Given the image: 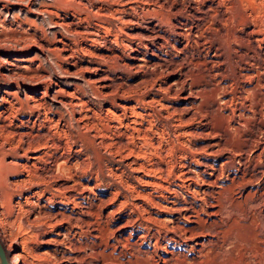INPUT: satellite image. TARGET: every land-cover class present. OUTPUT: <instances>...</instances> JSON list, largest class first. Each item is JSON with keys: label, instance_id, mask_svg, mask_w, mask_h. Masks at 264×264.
<instances>
[{"label": "bare ground", "instance_id": "1", "mask_svg": "<svg viewBox=\"0 0 264 264\" xmlns=\"http://www.w3.org/2000/svg\"><path fill=\"white\" fill-rule=\"evenodd\" d=\"M100 1L111 4L109 13L95 0H70L71 16L59 24L74 36L63 34L60 47L52 48L72 59V71L59 67L61 79L27 71L28 66L10 59L0 72L3 80L44 83L41 95L25 93L24 99H16L11 88L1 93L2 136L16 142L11 150L21 149L26 161H7L9 150L1 146L0 179L20 165L25 180L39 185L37 202L30 201L38 213L26 219L29 226L42 215L50 219L47 206L59 204L45 222L54 230L41 240L46 247L25 246L23 233L20 250L11 253L8 264H264V216L255 204L240 202L239 189L258 180L248 195L264 190V137L256 135H264L263 13L256 7L246 10L236 0ZM113 17L132 30L107 26L105 18ZM77 37L85 45L74 44ZM125 51L131 63L122 59ZM76 53L88 55V61ZM117 70L136 77L117 81ZM80 71L93 74L84 81L96 99L109 105L96 108L67 78ZM47 99L66 107L68 118L77 122L76 138L66 131L69 122L63 123L60 109L51 115ZM25 106L28 118L12 121ZM88 130L92 138L84 133ZM94 138L123 151L129 165L142 172L132 176L138 185L126 181L125 192L110 191L111 199L123 197L113 211L129 210L118 227L120 236L103 247L96 231L84 243L77 234L86 229L80 223L90 226L92 207L108 200L94 204L96 182L82 183L71 172L85 163L81 151L94 149ZM47 232L33 234L38 238ZM133 234L137 239L130 242Z\"/></svg>", "mask_w": 264, "mask_h": 264}, {"label": "rangeland", "instance_id": "2", "mask_svg": "<svg viewBox=\"0 0 264 264\" xmlns=\"http://www.w3.org/2000/svg\"><path fill=\"white\" fill-rule=\"evenodd\" d=\"M95 1H96V3H94L95 5L98 3L102 4L101 6L103 10L109 13L110 8L112 7L111 4H108L107 1H100V0H95ZM262 2H264V0H239L237 3L236 0V5L240 7L244 6L243 8H247L246 10H253V9L255 10L256 7V11L259 10L261 13H263L262 16L264 17V7H262L264 6V3ZM69 3L70 5H67ZM72 5H74V3L73 2L71 3L70 0H0V72L5 71L6 62L9 59L15 61L18 65H26V67L28 66L27 71L32 72L34 71V69H37L38 73H50L51 78H53L54 80L61 79L60 75H62V73L59 70L60 66H62L67 70L72 71L73 65L70 63L72 59L63 58L64 52H61L60 50L52 49L55 47H60L61 44L59 38H63V34L68 35L67 32L68 30L65 29L63 26H61L59 23L63 17L68 19L71 16L70 10L71 8L75 7ZM89 7L90 9L93 10L95 8L94 5H91ZM66 8H68L69 11L68 10L66 11ZM86 11L89 13V10ZM105 19H106V24L108 22L107 26L110 25L109 27L111 28L116 27L115 25L117 24L121 26L124 31L132 30L130 25L121 24L114 17L109 19L105 18ZM68 36L73 37L74 35L70 34ZM81 39H82L81 37H77L76 42L74 44L78 42L77 43L78 45H85L84 40ZM67 41L71 42V39L67 38ZM41 45H43L44 47L41 48L40 47ZM97 50L98 48L94 49L93 51H97ZM97 52H102V51L98 50ZM76 55L79 59H81L83 63H86L88 61L89 58L88 55H82V53H76ZM121 55L124 61H127L129 63L132 62V60L127 54V51L121 53ZM164 56L169 57L168 55H164ZM120 72H121L120 70H117L115 72L116 79H118L117 81L126 80V82L127 81L132 82L134 81L133 79L136 77V75L133 74L129 75V72H127L126 74H124V72L121 73ZM77 75H73L67 78H69V80L73 82L78 83V85L82 87V89L85 92V94H83V96H85L84 97L85 99L88 98L89 100L96 102L95 104L93 102L92 103L98 109L101 106L104 107L110 104V102L107 99L102 102L96 99L92 93L91 86L87 85V83L84 81L85 79L90 78L89 76H93L91 72L82 71L78 76ZM43 87H44V83L38 82L32 84L30 81L28 82L27 80H23L22 78H18L17 80H13V79L3 80L0 78V96L5 89L11 88L12 90H14V95H15L14 97L16 99L18 98L24 99L25 93H30L33 95H41V91L43 90ZM47 102L53 108L51 115L55 114V108L60 109V111L64 114L63 123L68 124L69 122V124H72V126H70L69 124L65 125V128L67 127L66 131H68V133L71 135L73 139L76 138L78 131L77 128L78 126L76 125L77 122L74 121L73 118H68V112L66 110V107L62 106L59 103L53 102V100L51 99H47ZM29 113L30 112L28 108L25 106L23 110L21 109L15 112V116L12 117V121L19 123L21 119L26 120L29 116ZM31 116L33 117L34 114H31ZM9 127L10 126H8V129H11ZM88 132L84 131V133L89 137L90 131L88 130ZM2 135H5V133L0 130V147L4 146L1 148L5 149L6 151L9 150L8 153L5 155V159L7 161L9 160L11 161L16 160L18 162L26 161V158H24V156H21L18 153L21 151V149L16 147V149L14 148L15 150H11L12 144L14 145L16 142L13 143L14 141L13 140L11 141V139L9 141L8 140L5 141V136ZM256 135L259 136V138L264 137L263 133L261 134L260 132L257 133ZM96 140L97 139L94 138V140L91 142V144L95 146L94 149H91L89 147L90 150L88 149V151L85 150L81 151V156L84 157L83 158L85 160L84 164L86 166L84 164H81L80 167L72 166L71 169L73 171L71 170V172L74 173V174L72 173L74 177L77 178L79 176L78 178L80 181H82V183H85L89 178L91 181L90 184H94L96 182L97 185L92 187L94 194L91 193L94 204L98 203L100 198L108 200L103 205H100V207L97 206L98 208L96 207V205L92 207V209L94 208L93 210L91 209L93 213L92 216H87L92 221L90 222V226L89 223H85V225H81L82 223H80L78 227L82 229L86 228L87 231L86 229H83L81 233L77 234L78 241L84 243L86 241L90 242V240L94 238L93 237L95 235L94 233L97 232L99 237L100 236L101 237L99 239L98 238L96 239L99 243L102 244L103 247L106 241L107 243H112L115 241L114 237L116 235L120 236V233H122V231L118 227L120 223L124 221L125 214L129 210L128 208H122L121 210H119V212L116 210L113 211L115 208L114 205H116L120 200V198L122 199L123 197L117 196V198L111 199L109 198L112 196L110 194V191H114L115 189L119 188L121 191L125 192L126 181L127 183L133 182L134 180H132V176L140 175L142 174V172L133 169L132 168L133 163L129 165L130 159L122 155L121 152L123 151L115 150L114 147L106 145L104 143H98V141ZM75 143L77 145L79 144L78 141H76ZM94 150H96L95 153ZM16 154L18 156H15ZM85 157L87 159L89 158L88 159L89 161ZM87 163H89V165ZM255 164L259 165L258 163ZM26 177L27 176L25 171L20 168V165L19 166L17 165L16 169L14 170L12 169V171H10L6 176H3L0 179V241L6 251L7 259L10 258L11 253L19 252L18 250H20V246H21L20 244L21 234L23 233L26 234V237L24 238L25 246H27V243H29L30 246L37 249L38 251H41L47 245L41 243L43 237L47 238L50 237L51 235H54L53 234L54 230H49L50 227H48V224H46L45 222L48 223L50 219H53L54 217L53 213L57 212L58 210L57 208H59L58 203H51L49 204V206H47L46 212L51 215L50 219H48V217H46L45 215H42L40 216V218H38V220L37 219L35 220L34 224H30L29 226L26 223V219H32L33 216H35L38 213V209H37L38 206L37 205L34 206L35 204L34 205L30 204L31 203L30 201L34 202L35 200L37 202L36 196L38 194H36L35 191L39 189L38 188L39 185L37 184L31 185V182L27 180L28 178L25 180ZM47 181H49L48 182L49 185H53V186L55 185L56 182L52 177L47 179ZM257 181L256 180L252 181L251 182L252 185H250L249 183L241 184V186L239 187L242 193V195L240 196L241 197L240 202H242L243 205L245 203H251L252 204L251 206H254L253 204H255L254 207L256 209L260 208L261 212L263 213L262 215L264 216V190L260 189L261 191L259 190L258 193L257 192L255 194L250 193V195H248L249 192L248 190L251 189L253 187V184ZM68 183H72V182L68 180ZM134 183H136V181H134ZM136 184L138 185V183ZM43 202L44 200L42 199L41 203ZM246 207H247V211L250 212L248 208L249 206ZM70 208L71 207L69 205V207L66 208V210L68 211ZM237 213L239 215L241 214L239 211ZM162 216L164 215L162 214ZM41 218L42 219L45 218V219L41 221ZM108 228L112 229L114 233L113 232L112 234H110V232L107 233ZM40 229L41 230L44 229L48 232L44 236L42 233H40L38 235V238L34 237L35 235L33 233H35L37 230ZM99 229H101V231H99ZM126 230H129V228H127ZM28 236L30 238H28ZM136 237L137 234H133L130 238V242L137 239ZM145 245L148 244L145 242Z\"/></svg>", "mask_w": 264, "mask_h": 264}, {"label": "water", "instance_id": "3", "mask_svg": "<svg viewBox=\"0 0 264 264\" xmlns=\"http://www.w3.org/2000/svg\"><path fill=\"white\" fill-rule=\"evenodd\" d=\"M0 263L8 264L7 255H6L5 249L3 248V245L1 244V242H0Z\"/></svg>", "mask_w": 264, "mask_h": 264}]
</instances>
